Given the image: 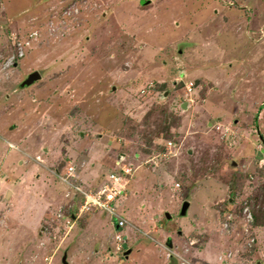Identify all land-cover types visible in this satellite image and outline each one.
<instances>
[{
	"label": "rangeland",
	"instance_id": "374dc122",
	"mask_svg": "<svg viewBox=\"0 0 264 264\" xmlns=\"http://www.w3.org/2000/svg\"><path fill=\"white\" fill-rule=\"evenodd\" d=\"M0 135V264H264V0H0ZM106 182L125 227L68 224Z\"/></svg>",
	"mask_w": 264,
	"mask_h": 264
},
{
	"label": "crops",
	"instance_id": "0c3cea01",
	"mask_svg": "<svg viewBox=\"0 0 264 264\" xmlns=\"http://www.w3.org/2000/svg\"><path fill=\"white\" fill-rule=\"evenodd\" d=\"M209 124H210V122H209ZM2 135H3V133H2ZM2 135H0V136L1 137H4ZM3 139L5 140V142H7V139H5V138H3ZM0 143H2V142L0 141ZM3 144H6V143H3ZM16 145H17V150H13V151L16 154L18 153V156L19 157H18L17 162L19 161V164H25V163L32 164L31 162L33 161L34 162V166H36V165L41 166V164L43 165V164H46L47 163L45 160H42L43 162L42 161L41 162L36 161L35 158H34L35 157L34 155H38V154L35 151H30V149L32 150V148L28 149V148L24 147L22 145V143H21L22 146H20V144L18 145V143H16ZM16 151H18V152H16ZM61 156H62V154H61ZM54 158H55L54 160L49 161V163H51L50 172L52 174V176H49V178H51V181H53V183L56 184V183H60V182H58L56 180V178L54 176V173H52V168L55 167L54 166L55 165L54 164L55 163L54 161L57 159V157H54ZM5 165H6L5 164V160L3 159V163H2V165H0V169H1L0 170V174H2L3 171L5 170L4 169ZM30 166H32V165H29L27 167H30ZM9 168L10 169H13V165L9 166ZM56 170H58V169L56 168ZM91 171H92V169H91ZM15 175H16V177L14 176V178H13L11 175H8L7 173H5V175H3L2 177H0V193L3 191L4 185H5V187L8 186L9 188L7 190H5L6 192L4 193V199H6V201H10L12 205H13V202L15 201V199H16L15 196H19V194L21 195V193H22L21 191H24L26 188H28V190L30 189L29 188V184L27 185L25 183V180H24L25 179V175H23V173L21 174V176H18V173L15 174ZM36 177L40 178L41 177L40 173H37L36 174ZM43 178L44 177H42V179ZM61 184L63 185V183H60V185ZM32 185H33V182H31L30 186H32ZM61 188H63V190L65 191V185L61 186ZM64 191H62V192H64ZM53 193H54V191H53ZM58 194H59V192H58ZM34 195L35 196L37 195V198H39V199L41 198V195L39 193H37V192H35ZM24 196L26 198L27 197H30L31 199H33V197H34L33 195H31V192H30V194L26 193V195H24ZM64 197H65V195H64ZM39 199H38V201H40ZM21 200H23V199H21ZM41 201H43V200H41ZM40 203H41L40 205H47V209H46V206H44L43 207V212L42 213H38V214H36L37 210L36 211L31 210V211L34 212V215H36L38 217V220H39L38 225H41V222L44 221L43 220L44 215L47 216V214L49 213V212L47 213L46 210L47 211L50 210V207H51L52 204H55L52 207L53 208H56L55 206H56V204L58 202L53 203V200H51V201H48V203L46 201L40 202ZM26 205H29V204H26ZM30 207H31L30 209H33L32 207H34V206H32V204H31ZM19 216H20V211H19V213H18V215L16 217H19ZM12 217H14V215ZM64 220H65V218H64Z\"/></svg>",
	"mask_w": 264,
	"mask_h": 264
},
{
	"label": "built area",
	"instance_id": "2783aa9c",
	"mask_svg": "<svg viewBox=\"0 0 264 264\" xmlns=\"http://www.w3.org/2000/svg\"><path fill=\"white\" fill-rule=\"evenodd\" d=\"M188 88H190V86H188ZM114 164V168H118L119 162L116 161ZM126 173L127 169H124L121 174H118L116 172V169L112 168L110 173H108V175L111 177L110 179H108V181L111 180L113 182H118L121 179L122 175L124 176ZM67 184L69 185L70 182H66V185ZM71 186V200L74 201V203L78 206L79 211H81L82 209L89 210L91 208L102 209L107 211L109 215L118 218V225H122L124 223L125 220L121 217V215L118 214L117 209L113 206V203L117 200V198L120 199V197L123 195L124 189L122 190V185L107 184L106 182L104 187L93 193L86 191L79 184L71 183ZM71 193H67L66 196L70 195Z\"/></svg>",
	"mask_w": 264,
	"mask_h": 264
},
{
	"label": "clouds",
	"instance_id": "9594fccd",
	"mask_svg": "<svg viewBox=\"0 0 264 264\" xmlns=\"http://www.w3.org/2000/svg\"><path fill=\"white\" fill-rule=\"evenodd\" d=\"M7 143H11V142H9V141H7ZM15 145V144H14ZM17 147V145H15V147H13V148H16ZM72 201V200H71ZM185 201V200H184ZM73 203H74V201H72ZM75 202H76V199H75ZM183 203V202H182ZM98 209V208H97ZM99 210H102V209H99ZM69 213H68V217H66L67 218V220L66 221H68L67 223L68 224H70V222H72L73 220H75L76 221V219H80V218H82V217H84V215H86L87 214V212H88V210L86 211V212H84V213H82V214H79V213H81V211H79L78 210V206L74 203V204H72V205H70L69 206V208H68V210H67ZM119 210H117V212H118ZM121 217L125 220V218H124V216H122L121 215ZM111 218H113V216L111 215ZM110 218V219H111ZM115 218V217H114ZM112 220V219H111ZM113 221H117L116 222V225H115V222H113L114 223V226L116 227V230L118 231L119 229H121L122 227H125V224H126V222H127V220H125L124 221V223L122 224V225H118V218H116V220H113ZM121 235H122V237H121ZM116 234V237L117 238H126L127 237V235L126 234ZM168 239H170L171 240V238L170 237H167V239H166V242H167V240ZM165 242V243H166ZM171 243H172V245L171 246H168L167 244H165V246L167 247V249H169L170 251H172L173 249H174V245H173V242H172V240H171ZM123 245H128V243H126V242H124V244ZM175 253V252H174ZM226 264H237V263H231V262H228V263H226Z\"/></svg>",
	"mask_w": 264,
	"mask_h": 264
},
{
	"label": "water",
	"instance_id": "95a60500",
	"mask_svg": "<svg viewBox=\"0 0 264 264\" xmlns=\"http://www.w3.org/2000/svg\"><path fill=\"white\" fill-rule=\"evenodd\" d=\"M40 77H41V74L39 73V71L33 70L30 73H28L26 78L22 81V85H25V84L29 85V84L33 83L34 81H36L37 79H39ZM188 204L189 203L186 200L183 201L182 206H181V214L185 213V210H186ZM165 215L167 216V218H171V216L168 212H166ZM166 244L168 246H171L172 245L171 240L168 239ZM65 256H66V254L64 253V255L62 256V261L64 263H65Z\"/></svg>",
	"mask_w": 264,
	"mask_h": 264
},
{
	"label": "bare ground",
	"instance_id": "6f19581e",
	"mask_svg": "<svg viewBox=\"0 0 264 264\" xmlns=\"http://www.w3.org/2000/svg\"><path fill=\"white\" fill-rule=\"evenodd\" d=\"M79 210V209H78ZM88 209H82L81 210V213H84V212H86ZM126 220V219H125Z\"/></svg>",
	"mask_w": 264,
	"mask_h": 264
},
{
	"label": "trees",
	"instance_id": "16d2710c",
	"mask_svg": "<svg viewBox=\"0 0 264 264\" xmlns=\"http://www.w3.org/2000/svg\"><path fill=\"white\" fill-rule=\"evenodd\" d=\"M67 216L66 217H68V214H66ZM114 218V217H113ZM126 219V218H125ZM127 220V219H126ZM113 222H115V221H113ZM117 222V221H116Z\"/></svg>",
	"mask_w": 264,
	"mask_h": 264
}]
</instances>
